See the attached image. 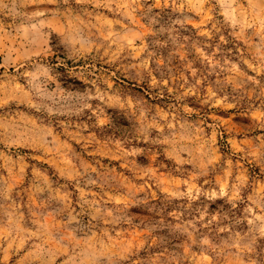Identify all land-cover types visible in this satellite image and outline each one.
Wrapping results in <instances>:
<instances>
[{
  "label": "rangeland",
  "instance_id": "obj_1",
  "mask_svg": "<svg viewBox=\"0 0 264 264\" xmlns=\"http://www.w3.org/2000/svg\"><path fill=\"white\" fill-rule=\"evenodd\" d=\"M241 3L247 7V0H241ZM70 4L71 7H66L62 16L49 18V27L54 32H62L65 25L82 28V42H97L93 60L96 61L97 75L103 73L102 87L135 94L153 102L158 99L154 92L162 90L155 110L164 118L168 117L169 110L175 111L172 106L176 103L174 94L178 92L185 94L188 107L195 108L192 119L197 120L200 126L190 141V152L181 154L186 168L222 166L223 171L208 177L220 187L236 178L246 181L250 186H264V75L258 77V85L248 84L238 89V81L230 72L210 71V66L198 51L203 48L204 54L211 57L219 44L217 35L208 40L198 31L212 28L211 23H205L207 16L191 13L194 19L193 24L189 25L190 31L180 32L179 39L173 43L166 37L153 35L154 29L143 17L149 5L154 12H161L165 20L169 15L175 16L168 0H137L135 4H131L130 0H119V7L112 6L116 11L101 8L95 0L83 5L70 0ZM258 6L260 17H264V0H259ZM130 19L135 23H131ZM72 35L66 38L71 39ZM233 42L247 52L243 39ZM205 44L211 47H204ZM19 46L7 36L2 38L0 44V64H8L7 68L0 67V190L6 187L13 198L21 201L23 219L27 220L28 209L32 210L31 220L22 226H31L33 222L46 225V240L53 248L57 246L50 234L60 231L70 237L71 234L64 228V220L51 209L53 204L61 200L66 201V206L73 204L70 195L72 189L65 192L64 188L66 181H73L81 170L116 177L119 186L114 185L112 190L104 193V198L121 208L131 206L132 200L127 195L119 194L120 191H145L144 185L139 183L144 172H151L158 179L162 185L161 193H171L177 187L183 188L182 181L187 183L195 179L191 170L183 174L175 172L173 160L167 159L168 156H175L171 151L162 155L153 150L146 157L139 158L140 161H147L146 168L141 167L139 161L129 163L125 160L129 146L122 145V134L113 127L114 121L125 123L117 117L118 112L124 111L120 103L122 95L113 97V106L106 112H94L85 119L62 120L51 125L24 109L23 105L29 101L27 93L21 90L23 81L14 80L16 66L24 61L16 53H12L9 58L8 53V48ZM219 46L222 51L215 53V59L223 63L228 59L226 48L231 49L232 44ZM47 47L52 49V44ZM45 59L59 65L60 72L81 71L82 62L81 65H73L68 61L67 67L61 65L60 61L64 57L54 49ZM12 61H15L16 66H13ZM144 62L152 69L151 76L142 66ZM23 70L20 68V71ZM246 71L249 75H255L250 69ZM161 76L168 81L167 84L155 89L150 87ZM217 81H220L219 85ZM197 92L199 95H196ZM188 93L192 95L189 97ZM224 94L228 95V103L223 104L215 99ZM14 121L28 126L33 136L9 152L7 130ZM201 132L204 134L201 135ZM204 179L198 182L203 183ZM78 195L84 198L99 197L100 194L80 189ZM159 198L160 193L153 190L151 199ZM243 207L240 205L241 210ZM229 208L230 205L225 203L217 211L227 212ZM41 212L45 214L41 216ZM236 214L243 215L242 211ZM102 223L106 225L109 220L104 219ZM170 223L180 227L171 218ZM154 228L152 218L141 214L133 217L131 223L117 228L114 234H110L107 229L100 233L94 232L95 239L89 244L95 245L98 241L106 253L124 260L133 257L132 264H161L165 257L169 258V264H248L249 259L264 264V239L258 240L254 251L243 247L239 249L240 254L236 255L238 250L229 247L232 238L227 233H209V245L194 243L196 237L177 234L165 249L160 247V232ZM242 229L247 230L246 226H242ZM0 264H29V261L26 256H13L9 247L7 254L0 253Z\"/></svg>",
  "mask_w": 264,
  "mask_h": 264
},
{
  "label": "clouds",
  "instance_id": "obj_2",
  "mask_svg": "<svg viewBox=\"0 0 264 264\" xmlns=\"http://www.w3.org/2000/svg\"><path fill=\"white\" fill-rule=\"evenodd\" d=\"M91 2L93 0H76L77 5ZM136 2L137 0H130L131 4ZM95 3L101 8L107 7L109 11L117 10L113 5L119 7V0H95ZM168 4L176 15H169L167 20L161 12H154L151 5L143 13L146 23L154 29L153 35L166 37L176 43L180 32L190 31L189 25L193 24L194 19L191 13L207 16L205 23H211L212 28L198 31L208 40L217 35L219 44L211 57L204 54L203 48L198 51L210 66V71L230 72L238 81V89H243L248 84L260 83L258 77L264 75V17H260L259 0H247V7L241 0H168ZM66 7H71L70 0H0V44L4 36L15 40L20 46L8 48L9 58L12 53H16L24 61L18 66L12 61L13 66L17 67L14 80L23 81L21 90L28 96L29 102L23 108L51 125L62 120L85 119L94 112H106L113 106V97L122 95L120 103L124 111L118 112L117 117L125 123L114 121L113 127L122 134V145L129 146L125 160L129 163L139 161L140 166L146 168L147 161H140L139 158L146 157L153 150L162 155L171 151L175 156H168L167 159L173 160L175 172L183 174L191 170L195 179L188 180L187 183L182 181L183 188L177 187L171 193H161L162 185L158 179L151 172H144L139 183L144 185L145 191H120L119 194L127 195L132 200L131 206L121 208L104 198V193L112 190L114 185L119 186L116 177L81 170L73 181H66L64 188L65 192L72 189L70 195L73 204L69 207L66 206V201L61 200L52 205V212L64 220V228L71 234L70 237L60 231L50 234L56 248L47 243L46 225L43 223L33 222L31 226H22L31 220L32 210L28 209V219H23L21 201L13 198L4 187L0 190V253L7 254L11 247L13 256H26L29 264H132L133 257L124 260L106 253L98 241L95 245H90L89 242L95 239L94 232L100 233L107 229L110 234H114L117 228L131 223L133 217L141 214L152 218V224L155 225L153 230L160 232L159 245L165 249L177 234L196 237L193 239L194 243L209 245V233L214 232L227 233L232 238L229 247L238 250L236 255L240 254L239 249L243 247L254 251L258 240L264 239V186H250L246 181L236 178L230 184L220 187L208 177L217 171H223L222 166L186 168L181 154L190 152V141L200 125L197 120L192 119L195 108L187 106L185 94H174L176 103L172 107L175 111L169 110L168 117L164 118L155 110L162 97V90L154 92L158 99L153 102L135 94L102 87L104 76L103 73L97 75L96 61L93 60L97 42H82V28L65 25L62 32H54L49 27V18L62 16ZM130 22L135 23L131 19ZM70 35L71 39L66 38ZM184 39L187 40V37ZM241 39L247 46V52L233 42ZM158 42L157 39L156 43ZM50 43L52 49L64 57L60 61L61 65L67 67L68 61L73 65H81L82 62L80 73L60 72L59 65L46 60L45 57L52 51L47 47ZM220 44L225 47L232 44L231 49L226 48L228 59L223 63L215 59V53L222 51ZM204 47L211 45L205 44ZM142 66L151 76L152 69L148 64L144 62ZM0 67L7 68V62L0 64ZM20 68L24 70L20 71ZM246 69H250L255 75H249ZM159 70L158 68L157 71ZM167 82L161 76L150 87L155 89ZM219 84L220 81H217V85ZM191 95L192 93H188L189 97ZM215 99L223 104L228 103L227 94L216 96ZM7 131L9 152L19 148L26 139L30 140L33 136L28 126L18 121L10 123ZM201 178H205L203 183L198 182ZM80 189L96 191L100 195L81 198L78 195ZM153 190L160 193L159 199H151ZM217 201L224 203L218 204ZM225 203L230 205L229 210L217 211ZM213 205L216 206L215 209ZM240 205H244L242 210ZM238 211H242L243 215H237ZM39 214L43 216L45 213ZM170 218L179 223L180 227L172 225ZM104 219L109 220V223L103 224ZM242 226H246L247 230L243 231ZM161 264H169V258L162 259ZM248 264L258 262L249 259Z\"/></svg>",
  "mask_w": 264,
  "mask_h": 264
}]
</instances>
